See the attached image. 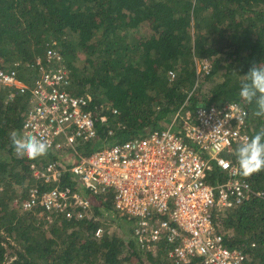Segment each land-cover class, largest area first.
<instances>
[{"label": "trees", "instance_id": "obj_1", "mask_svg": "<svg viewBox=\"0 0 264 264\" xmlns=\"http://www.w3.org/2000/svg\"><path fill=\"white\" fill-rule=\"evenodd\" d=\"M51 40L72 71L71 91L90 93L93 107L110 105L96 109L97 133L81 141L82 154L162 127L187 99L184 106L191 110L200 102L238 101L249 110L252 137L264 128V117L254 115L255 102L239 95L250 68L264 64V0H0L1 67H15L31 84L36 76L31 64ZM203 58L211 62L209 73L197 71ZM10 89L0 85V264H178L166 241L156 251L138 245L133 230L113 216L110 194L92 195L96 218L84 219L50 221L40 209L26 210L14 201L39 182L30 163L64 156L52 150L37 159L16 155L10 133H21L29 96L7 101ZM239 145L226 153L237 164ZM240 176L254 193L214 221L230 246L264 262V171L245 177L240 170ZM227 177L213 161L208 180L217 184ZM62 183L75 187L78 179L67 172ZM112 222L122 232L109 230ZM100 225L105 231L97 235Z\"/></svg>", "mask_w": 264, "mask_h": 264}, {"label": "built area", "instance_id": "obj_2", "mask_svg": "<svg viewBox=\"0 0 264 264\" xmlns=\"http://www.w3.org/2000/svg\"><path fill=\"white\" fill-rule=\"evenodd\" d=\"M31 66L36 70L31 84L18 77L15 67L0 66V85L11 87L6 100L22 93L29 96L21 133L43 134L50 150L78 159L30 163L39 182L25 197L15 198L23 209H40L39 215L45 213L50 221L61 216L96 218L92 195L110 194L115 209L134 221L133 235L145 250L156 251L166 241L171 244L169 256L178 264H264L230 246L214 221L224 209L254 193L240 176L239 165L226 156L252 138L244 104L200 102L191 110L184 106L187 99L166 125L82 154L77 142L95 137L96 109L110 105L93 107L90 93L71 91L72 71L56 40L47 43L44 55ZM203 69L210 72L207 58L197 61V71ZM169 76L174 78V70ZM213 161L228 174L217 184L208 180ZM67 172L76 175L75 187L62 183ZM104 231L100 225L96 234Z\"/></svg>", "mask_w": 264, "mask_h": 264}, {"label": "clouds", "instance_id": "obj_3", "mask_svg": "<svg viewBox=\"0 0 264 264\" xmlns=\"http://www.w3.org/2000/svg\"><path fill=\"white\" fill-rule=\"evenodd\" d=\"M240 97L247 103L255 102V116L264 117V64H254L245 79L241 81ZM10 138L18 157L37 159L46 156L51 148L43 134L20 133L13 130ZM235 155L245 177L264 171V128L250 141H245L236 149Z\"/></svg>", "mask_w": 264, "mask_h": 264}, {"label": "rangeland", "instance_id": "obj_4", "mask_svg": "<svg viewBox=\"0 0 264 264\" xmlns=\"http://www.w3.org/2000/svg\"><path fill=\"white\" fill-rule=\"evenodd\" d=\"M26 74H29V75H31V69H28L27 71H26ZM25 74V75H26ZM105 104H107V103H105ZM171 116H172V114H170L169 115V118H171ZM168 123V121L167 122H163L162 124L163 125H166ZM131 137V136H130ZM130 137H127V138H130ZM127 138H125V139H127ZM125 139H123V140H125ZM80 143H81V141L79 140L78 142H77V148H79V145H80ZM69 158H71V157H69ZM67 159H68V156H64L63 157V160L64 161H67ZM104 199H105V197H103ZM107 199V198H106ZM114 215L113 216H116V221H118V223L123 227V228H125V229H127V230H133V226H134V221L133 220H130V219H128L127 217H125V216H122L118 211L116 212V211H114V213H113ZM113 216H111V217H113ZM110 219V216L108 217V219H107V221ZM117 222H112L111 223V226H110V228H109V230H112V231H116V232H122V228L119 226V224H118Z\"/></svg>", "mask_w": 264, "mask_h": 264}]
</instances>
